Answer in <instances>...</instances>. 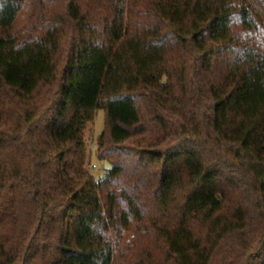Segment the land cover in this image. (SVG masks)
I'll use <instances>...</instances> for the list:
<instances>
[{
	"label": "trees",
	"instance_id": "16d2710c",
	"mask_svg": "<svg viewBox=\"0 0 264 264\" xmlns=\"http://www.w3.org/2000/svg\"><path fill=\"white\" fill-rule=\"evenodd\" d=\"M0 264H264V0H0Z\"/></svg>",
	"mask_w": 264,
	"mask_h": 264
},
{
	"label": "rangeland",
	"instance_id": "374dc122",
	"mask_svg": "<svg viewBox=\"0 0 264 264\" xmlns=\"http://www.w3.org/2000/svg\"><path fill=\"white\" fill-rule=\"evenodd\" d=\"M104 126L105 112L103 110H98L95 113L93 121L88 123L84 133L90 158L87 168L95 176V178L101 177L104 174L105 169L109 166L108 163L100 161L97 155V140L103 131Z\"/></svg>",
	"mask_w": 264,
	"mask_h": 264
},
{
	"label": "built area",
	"instance_id": "2783aa9c",
	"mask_svg": "<svg viewBox=\"0 0 264 264\" xmlns=\"http://www.w3.org/2000/svg\"><path fill=\"white\" fill-rule=\"evenodd\" d=\"M95 166V165H94Z\"/></svg>",
	"mask_w": 264,
	"mask_h": 264
}]
</instances>
